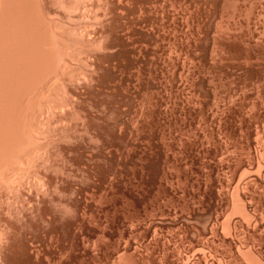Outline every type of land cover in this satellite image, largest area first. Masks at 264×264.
<instances>
[{
    "label": "rangeland",
    "instance_id": "374dc122",
    "mask_svg": "<svg viewBox=\"0 0 264 264\" xmlns=\"http://www.w3.org/2000/svg\"><path fill=\"white\" fill-rule=\"evenodd\" d=\"M30 1L32 5L36 0ZM99 1L46 0L47 21L56 31H45L51 34L46 35L50 37H46L50 40L46 50L59 59L54 57L51 62L61 61L55 62L61 66L51 67L49 62L50 78L47 75L41 84L50 111L41 118L37 109L36 116L26 123L29 129L31 123L35 128L39 125L42 142L48 137L55 144H70L75 139L95 144L100 136L112 139L117 130L121 138L128 135L132 142L139 137V144L143 138L149 142V146H145L148 142H136L145 146L137 158L141 174L128 162L120 171L122 184L113 194L104 191L99 200L87 193L88 205L94 198L99 204L93 201L92 205L102 208L100 220L87 212L90 225L79 236L92 252V262L98 257L96 264H117L120 259L124 264H264V0ZM59 42L62 50H54L52 44L59 47ZM53 66L62 71V83L53 76ZM89 112L97 118H88ZM142 120V126L147 127L141 126ZM134 121L144 131L137 123L140 130L136 128ZM133 124L138 133H145L138 134ZM126 147L124 154L132 153L133 147ZM46 150L41 151L45 156ZM39 155L44 160L45 156ZM72 156L67 160L56 156L65 171L57 169V164L55 171L90 188L93 183L85 171L77 172V167L83 169L75 160L77 155ZM36 160L31 165L38 168L40 160L38 164ZM98 164L106 168L109 162L100 160ZM29 168L30 174L39 169ZM72 171L77 178L69 175ZM28 173L24 174L27 178L23 175L25 181ZM1 175L0 218L12 220L20 207L32 206L30 198L37 190L30 180L27 184L23 181L24 193L18 185L9 190ZM72 193L54 189L57 200L52 202V211L70 219L74 214L67 203L76 198ZM22 202L26 206L17 208ZM4 225L1 222L0 229L5 230ZM63 237L68 239L65 232ZM123 246L128 254L119 253ZM78 253H74L78 257L67 255L64 259L71 258L70 264H86L87 257L81 259L82 253ZM58 255L55 251L51 264L57 258L59 261ZM60 261L57 263L63 264ZM0 264L4 262L0 260Z\"/></svg>",
    "mask_w": 264,
    "mask_h": 264
},
{
    "label": "bare ground",
    "instance_id": "6f19581e",
    "mask_svg": "<svg viewBox=\"0 0 264 264\" xmlns=\"http://www.w3.org/2000/svg\"><path fill=\"white\" fill-rule=\"evenodd\" d=\"M26 2H27V0L26 1L25 0H0V167H1L0 169L4 168V169H2V171L4 170L3 173H2L3 176L1 174L0 175L2 176L1 178H3L4 182H6L5 184H7V186H10V187H8L9 190H10V188L13 189L14 187H16V185H18V188L20 187V189L23 192L24 191L22 189L24 187L23 183L26 182V184H27V182L30 180L31 183H33L32 185L36 188V189H34V188H32V189L37 190V192L35 191L36 194L34 193L36 195V197H35V195H32L31 193H30L32 195L31 198L29 197L30 195H28V199L29 198L31 199V202L30 203H32V206L30 204H28V206H26V202H25V204H24V202H22L19 205H17V208H19L18 206H20L22 204H24L26 207L22 206L23 208L21 209V207H20L18 209V211H16L15 209H17V208L14 207L13 209L16 212H14L13 210H11V212L12 211L14 212L13 213V216H11L12 220H5L4 218H0V223L1 222L4 223L5 224L4 226L6 227L5 230L0 229V260H2L4 262V264H51V261H50L51 259L50 258L55 255V251H56V253H58L60 255V256L58 255L60 257L59 261L60 260L63 261V264H70V263H68V261L71 259V258H69V257H71L70 255L73 256V255H75L74 253H78L80 251L82 253V255L79 254L80 252L78 254H79V256H82L81 259L83 258V256H85V257H87L86 260L87 259L89 260V261H86V264H94V263L96 264V262H94V261H97V259H98V257L96 256L97 254L95 255V258L97 257V259L92 262V260L94 259V258L92 259V257H94L93 255H91L92 252L90 253L89 251L86 250V247H84L85 245L83 246L84 243H82L83 242L82 241L83 239L81 240L80 239L81 237L79 238V236H80V234L82 232V229L84 230L85 229L84 228L85 226H87V225L89 226L90 225V223H88L87 222V219H86V216H88V213L87 212L89 210H90L89 212L92 213V214L89 213L90 216L92 215L94 217L93 214H95L96 218L98 216V219L99 218L101 219V217H100V214H101L100 213V210L102 208H99L100 206L99 207L97 206L99 203H97L96 202L97 200L95 201L94 198H91V199L88 198V199H90V201H92V199H93V201H95L97 203V205H96V203H94V205H92L93 204V201H92L91 206H89L90 205V202L87 200V196L89 194H87V193L88 192H91V195H89V196H92V195L94 197L95 196L96 197L98 196L97 198L99 200H101V193L104 192V191H107L108 194H113L114 188L117 187L118 185H121L122 184L121 183V180H120L121 177H122L120 171L122 170L123 167H127L128 162L133 166L134 169L132 167L131 168L137 172V175L141 174V173H139L140 170H141V167L139 168V166H138V162L140 163L141 160H139L137 158L140 156L141 151H144V150H141V148L142 147L144 148L146 145L149 144V142L147 141L148 142L147 143L145 141V138L141 137V139L143 138L144 142L147 143V144H145L143 141L141 142L139 140L140 141V144H142V143L145 144V146L143 145L141 147V146H139L140 145L139 142H137V140L140 139V137L137 140L134 138L135 137V134H137L140 129L143 130L140 127V125H139V123L137 121L136 122L134 121V123L135 124L137 123L139 125V128L140 129L138 128V125L136 124L137 125L136 128L139 129V130L138 129L136 130L135 129V126L133 124V126H134V129L133 130H136L137 131V133H135V134L133 133L134 134L133 135L134 137L132 136L133 137V140L134 139L136 140L134 142H132V141L129 140L130 137L128 138L127 137L128 135H126L125 137L123 136L121 138L119 136V134L117 133V132H119L117 130L116 133H112V134H114L113 137L110 136V137H112V139L111 138L107 139V138H104V137L100 136V141L97 142V143H95V144H92L93 141L92 142L91 141H85V140L83 141L81 139L80 140H76L75 139L73 141L74 143H72V142L70 143L69 142L70 144H67V142L66 143H61V144H55V142L53 140L51 141V139L50 140L47 139L48 137H46V136H45L46 137V140L43 139V142H42L41 137H39V135L41 134L40 129H39V125L35 128V124L34 123H31L30 124V128L31 129H29V127H27L26 123H27L28 119L29 118L32 119L34 116H36V110L37 109H40L39 110L40 111L39 113L41 114L40 115L41 118L50 109V108L48 109V106H49L48 105V102L47 101H44L46 99L45 96H44L45 95L44 94V91L45 90H42L41 84L44 82V80L46 78H48L47 75H49V71L51 70L50 69V66H49L50 65L49 62L51 63V67H52L53 62H51V61L55 60L54 57H57V56H55V54L53 55L52 52H50V51H49L50 53L48 54V52L46 50V46L49 45L47 42L50 41V40L47 41L46 40V37H48L49 34L52 33L51 31H55V30H53V29H55V27L54 28L52 26L50 27V24L47 21L48 20L47 18H48V14L49 13H48V7H47L46 0H39V1L36 0L35 2L32 1V5H31V1H30V4H29V2H27L28 4H26ZM98 2H100V1L98 0ZM119 3H120V1H119ZM81 4H83V2ZM28 5H30V7ZM28 7L31 8L30 11H28L29 10ZM62 7H65V6H62ZM107 7L108 6H106V9H107ZM58 8H60V7H58ZM61 11H63V10H61ZM55 14H57V13H55ZM85 14H87V13L85 12ZM91 15H92V13H91ZM87 17H88V15H87ZM69 18H71V17H69ZM60 21H61V19H60ZM68 22H70V21H68ZM47 23H48V26L50 28L48 26H46ZM85 24H87V23H85ZM44 25H45V28L46 27H48V28L45 29L44 28ZM93 26H95V25L93 24ZM88 27H90V25ZM43 28H44V30H43ZM48 29H50L49 30L50 33H48L49 32ZM46 30L48 31L47 32L48 36H46L47 34H45L46 33L45 32ZM82 31H84V30H82ZM96 31H98V30H96ZM108 35H110V34H108ZM88 36H89V34H88ZM48 38L50 39V37H48ZM64 38H65V36H64ZM75 41H77V40H75ZM56 43L52 44V48L53 49L54 48L55 49L58 48L57 51L58 50L61 51L62 50V48H61V46H62L61 44L62 43H60V45L58 44L59 47H56L57 46ZM73 45H75V43ZM73 45H72V47H73ZM48 47H50V46H48ZM63 47H65V46H63ZM66 49L67 48H65V50ZM68 49H69V47H68ZM96 49H95V51H96ZM50 50L53 51L52 49H50ZM76 52H77V50H76ZM53 53H56V52L53 51ZM56 55H58V54L56 53ZM56 59H58V57ZM58 60H56V61L58 62ZM60 60H61V58H60ZM69 60H70V58H69ZM85 60H86V58H85ZM56 61H54V64L53 65H56L57 64V63L55 64ZM59 62H61V61H59ZM87 63H89V62H87ZM58 66H61V65H58ZM54 67L55 66H53L52 74L56 78V80H61V83H62V81L64 80L63 79L64 78L63 77V74L61 73L62 71L60 72L56 67L55 68ZM89 71H91V70H89ZM69 75H70V73H69ZM43 76H44V78H43ZM49 78H50V75H49ZM80 79H81V77H80ZM80 81H82V80H80ZM92 83L94 84V82H92ZM75 85H76V83H75ZM87 86H88V84H87ZM91 88H93V87H91ZM73 92H75V91H73ZM71 93H72V90H71ZM77 94L78 93L76 92L75 93L76 97L78 96ZM57 97L59 98V96H57ZM83 97H84V95H83ZM55 102H54V104H55ZM72 105H73V103H72ZM103 107H105V106H103ZM55 108H57V107H55ZM142 111H144V110H142ZM58 112H59V110H58ZM55 114H57V113H55ZM149 114H151V113H149ZM58 115H59V113H58ZM93 115L94 114H92L90 112L87 114L88 118H92ZM113 115H115V114H113ZM140 117H141V119H143L141 115H139V118ZM93 118H97V117L95 116ZM139 118L137 117V119H139ZM112 119H114V118H112ZM144 120H146V119H144ZM147 120H149V119H147ZM33 121H34V119H33ZM139 122H140V119H139ZM148 123H150V122H148ZM43 124H44V122H43ZM140 124L142 126L143 120H142V122ZM148 125H150V124H148ZM128 126H129V124H128ZM145 126L147 127V125H145V124L142 127H145ZM129 128H130V126H129ZM146 130H148V129H146ZM115 131H116V129H115ZM130 131L128 130V133H130ZM143 131H141V132H143ZM70 132H72V131H70ZM132 132H135V131H132ZM140 133H138V134H140ZM144 133L145 132H143V134ZM36 134H38V135L36 136ZM109 134L111 135V133H109ZM138 134L136 135L137 137H138ZM143 134H142V136H144ZM146 134H147V132H146ZM47 136H49V135H47ZM129 145H130V147H133L132 148L133 151H129V152H132V153H130V154L128 153V155H125L124 154V151H127V147L125 148V146H129ZM130 147L128 149H131ZM45 148L48 149V150H46L47 153H48V154H46V156H48V157H46L44 155L45 153L44 154L42 153L43 152V149H45ZM89 149H91L92 151L89 152ZM145 149L147 151V148H145ZM37 154L38 155L39 154H42L43 156H45V158H47V160L45 162L44 161L45 158L43 160V157L39 155V157H41V158L38 157V159L40 161L42 159V161H43V162H40L39 161V163H40L39 166H38L39 169L36 166L34 167V165L33 166L31 165V163L34 162L33 160L34 159L36 160ZM123 154L126 156L125 159H122ZM58 155L59 156H62L63 159H66V157L68 158L69 156L71 157V155H74V156L77 155L76 157L78 159L76 158L75 160H76L78 166L81 169H83V170L80 171V169L78 167L76 168V170H79V171H77L79 173L80 172L82 173L83 171H85L84 173H87V176H88L89 181L93 183L92 185L89 183L91 187L90 188L87 187V186L84 187L82 184H78V182L76 183V181H74L75 182L74 183L73 181L70 180L72 178H70L66 174H64L66 176L63 177V175L61 173H63L65 171L64 170V167H62L63 169L61 168V165H59L60 166L59 167L58 166L59 162H56V159H54ZM74 156H72V157H74ZM143 156H144V153H143V155H141V158ZM148 156L147 157L145 156L146 157L145 158L146 159L145 162H147ZM143 158H142V162H143ZM37 160H36V162H37ZM82 160H83V162H82ZM100 160H103V161H105L107 163L109 162V164L106 166V168H103L101 165L99 166L98 162ZM106 160H108V161H106ZM137 160H139V161H137ZM68 162H69V160H68ZM142 162L139 165L142 166V164L144 163V162L143 163ZM46 163L48 164V166L46 165ZM69 163H71V162H69ZM37 164H38V162H37ZM37 164L35 163V165H37ZM56 164L59 167L57 169H60L61 168L62 171L64 170L59 175L55 171V169H56L55 167H57ZM73 165L74 164H72V167H73ZM16 166L20 169V172L19 173H17L15 171V169H17ZM31 166H32V168H37L38 170L35 173H33V171H35V170L32 169ZM74 166H76V165H74ZM28 167H30L33 170V171H31V174L32 175L34 174L33 176H30L31 174H30V171H28ZM68 167H70V166L65 167V169L68 168ZM67 171H70V170H67ZM67 171H66V173L68 174ZM58 172H60V170ZM26 173H28V175H29V178H28L29 180L28 181H25L23 179L24 176L26 175ZM84 173H83V175L86 176V174H84ZM76 174H78V173H75V175ZM69 175L70 176L73 175V171H72V174H70V172H69ZM132 175H133V173H132ZM67 176L69 178H67ZM73 177L74 178H77L74 175H73ZM25 178H27V177L25 176ZM21 186H22V188H21ZM137 187H138V185H137ZM18 188H17V190H19ZM24 188H26V187H24ZM54 189L60 190L61 192L63 191L64 193L65 192H69L70 193V191L75 192V193H72V194H75V196H76V198L73 199L74 201L72 202V200H71L72 203L67 201L68 202L67 205L69 207H71L72 210H73V214L74 215H72V217H71L73 219H71V218L68 219L67 217H65L63 215L57 214L56 212H53L52 211L53 210V209H51L52 202L53 201L55 202L57 200V198H56V196L54 194ZM122 189H123V187L121 188V190ZM21 190H20V192H21ZM124 191H125V188H124ZM105 193H104V196H105ZM96 197H95V199H96ZM30 199L28 201H30ZM241 201H242V199H241ZM88 203H89V205H88ZM241 203H240V205H241ZM236 207H237V205H236ZM6 209H8V208H6ZM245 210H246V208H245ZM8 211H10V210H8ZM11 212L7 213V211H6L5 214H8L9 215ZM5 216H2V217H5ZM6 218H8V217H6ZM11 218L9 217V219H11ZM119 219L120 218L118 217V221L120 222L121 219L120 220ZM98 222H100V221H98ZM104 222H107V221L105 220ZM64 232L66 233V236H67V238L70 241L68 239H64V237L62 239V233H64ZM96 239H97V237H96ZM129 244L131 246L130 241H129ZM129 244H128V242L126 243V245H129ZM126 245H124V246L126 247ZM125 247L124 248H120V250L117 248L116 250H119V253H121V252H126L127 253L128 251L125 249ZM131 247H129L130 249L129 248H127V249H129L131 251ZM87 248H88V246H87ZM90 251H93V249L90 250ZM116 252H118V251H116ZM126 253H123V255L125 254L124 256H126ZM94 254H95V252H94ZM67 255H69V257H66V258H69V259H66V258L64 259V257L67 256ZM123 255H122V258H123ZM117 256H121V255L118 254ZM55 257L56 256H54L53 258H55ZM76 257H78V256H76ZM47 258H49V260ZM75 258H73V259H75ZM57 259H55V261H53V262H56V263H53V264H59V263H57V262H59ZM77 259H75V260L77 261ZM117 259H119V258L117 257ZM205 260H207V259H205ZM71 261H73V260L71 259ZM79 261L82 262V260H78V262ZM84 261L85 260H83V262ZM121 261L124 264V262H123L124 259H122V260L120 259V263H117V264H122ZM257 261H255V262H257ZM60 264H62V263H60ZM71 264H73V263H71ZM76 264H80V262L79 263H76Z\"/></svg>",
    "mask_w": 264,
    "mask_h": 264
}]
</instances>
